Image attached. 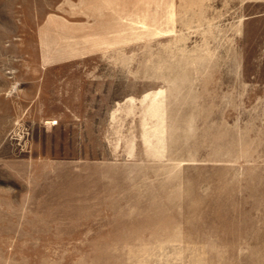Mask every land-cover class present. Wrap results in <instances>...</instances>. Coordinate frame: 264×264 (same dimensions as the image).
Here are the masks:
<instances>
[{"label":"rangeland","instance_id":"1","mask_svg":"<svg viewBox=\"0 0 264 264\" xmlns=\"http://www.w3.org/2000/svg\"><path fill=\"white\" fill-rule=\"evenodd\" d=\"M0 264H264V0H0Z\"/></svg>","mask_w":264,"mask_h":264},{"label":"crops","instance_id":"2","mask_svg":"<svg viewBox=\"0 0 264 264\" xmlns=\"http://www.w3.org/2000/svg\"><path fill=\"white\" fill-rule=\"evenodd\" d=\"M72 53V52H71ZM51 54H53V53H51ZM57 54H60V53H57ZM74 54V53H73Z\"/></svg>","mask_w":264,"mask_h":264}]
</instances>
